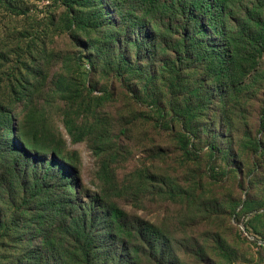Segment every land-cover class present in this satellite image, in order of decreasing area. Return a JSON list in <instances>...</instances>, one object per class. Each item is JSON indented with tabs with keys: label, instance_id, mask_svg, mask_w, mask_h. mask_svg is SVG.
Wrapping results in <instances>:
<instances>
[{
	"label": "rangeland",
	"instance_id": "obj_1",
	"mask_svg": "<svg viewBox=\"0 0 264 264\" xmlns=\"http://www.w3.org/2000/svg\"><path fill=\"white\" fill-rule=\"evenodd\" d=\"M8 3L0 0V50L31 85L14 124L28 141L42 126L82 206L94 209L101 162L111 161L123 193L103 195L130 222L119 252L131 264H264V51L245 53L228 74L219 59L178 54L185 31L159 6L172 0H70L72 14L61 0ZM255 3L227 0L218 27L235 34ZM198 22L205 44L222 47L201 14L189 34ZM38 158L52 160L51 150ZM11 194L0 186V264H32L23 243L34 226L21 218L10 228ZM146 224L163 231L156 250L140 234ZM35 235L33 264H52V236Z\"/></svg>",
	"mask_w": 264,
	"mask_h": 264
},
{
	"label": "trees",
	"instance_id": "obj_2",
	"mask_svg": "<svg viewBox=\"0 0 264 264\" xmlns=\"http://www.w3.org/2000/svg\"><path fill=\"white\" fill-rule=\"evenodd\" d=\"M4 1L8 3V0ZM61 2L69 14L75 12L70 0ZM99 2L102 4V0ZM159 6L172 12V19L178 21L185 31L184 37L172 49L178 54L187 57V53L192 50V54H197L199 60L209 59L212 64L219 59V63L224 66V73L228 74L233 65L242 66L245 53L264 51V0H256L251 8H247V16L235 34L228 33L224 26L223 30L222 26L217 25L223 24L222 8L227 6V0H172L170 6L166 3H160ZM197 14L203 15L208 26L221 35L222 47H209L205 44L201 35L205 34L201 22L195 25V32L189 34L191 22ZM180 15L188 16V19L182 21L179 19ZM198 26L201 28L200 32L195 29ZM5 52L0 50V59L3 61L0 68V186L4 184V189L12 193V202L17 206V211L11 215L10 228L20 223L21 218L34 226L23 243L24 252L31 256L33 264L39 248L35 233L41 231L46 233L47 238L52 236L47 243L49 251L46 254L50 258L51 251L57 250L56 254L59 255L48 258L47 263L131 264L133 257H126L124 250L119 252L116 248L117 245L125 244L122 236L129 228V215L112 198V193L103 195L108 189H113L116 195L123 193L118 188L111 161L104 159L101 162L98 176L102 182V190L97 195L99 198L95 199L94 209L77 203L78 191L72 186V177L66 170V163L57 158L56 153L60 152L51 148L42 126L36 128L32 140L28 141L14 124L18 106L27 98L31 85L27 75L17 67L9 66V57ZM139 67L137 65L134 71L139 70ZM62 81L60 78L57 82L58 91H61ZM68 132L79 138L72 128L68 127ZM18 137L25 142L20 144ZM258 148L261 146L258 145ZM49 150L53 159H43L40 162L38 157ZM35 162L37 163L33 165ZM58 178L59 182L56 180ZM144 232L149 235L148 241L156 250L158 241L162 238V229L146 224L141 227L140 234ZM2 239L4 238L0 235V241Z\"/></svg>",
	"mask_w": 264,
	"mask_h": 264
}]
</instances>
